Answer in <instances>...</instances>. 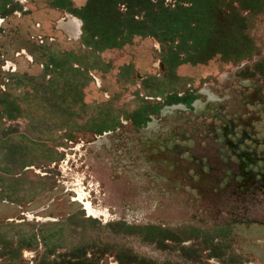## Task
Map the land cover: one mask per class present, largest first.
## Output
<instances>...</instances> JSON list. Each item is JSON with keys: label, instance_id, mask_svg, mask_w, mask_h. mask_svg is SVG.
<instances>
[{"label": "rangeland", "instance_id": "1", "mask_svg": "<svg viewBox=\"0 0 264 264\" xmlns=\"http://www.w3.org/2000/svg\"><path fill=\"white\" fill-rule=\"evenodd\" d=\"M57 1L101 26L79 42L45 5L0 21V261L91 264L72 251L88 240L90 261L264 264V78L225 88L243 55L264 69V0ZM203 85L226 94L216 115L162 113ZM77 180L107 217H86Z\"/></svg>", "mask_w": 264, "mask_h": 264}, {"label": "flooded vegetation", "instance_id": "2", "mask_svg": "<svg viewBox=\"0 0 264 264\" xmlns=\"http://www.w3.org/2000/svg\"><path fill=\"white\" fill-rule=\"evenodd\" d=\"M18 2H20V3L15 4V2L13 0H0V21L5 20V18L8 17V14H11V13L18 14V15H26V14L29 15L30 7H35L36 5H45L47 7H51L52 10L55 9V10H57L56 12H59L60 14L67 13V11L70 13H73V12H71V9H69L68 7L63 5L64 1H62L61 3H58L57 0H18ZM57 15H59V14H57ZM76 17H73V16L68 17V22L63 23L62 26L67 30V32H69L70 35L76 36L78 33V25H79V42H80L82 35H83L82 20L79 19L78 17H77L78 18L77 19ZM1 31H2V28L0 25V32ZM249 58H250L249 56H246L240 62H243L242 64H244L242 66V68L246 65V67H245L246 72L248 71V72H250V74L251 73L252 74L249 76V75H246L248 73L244 74V71H242V73L244 74L243 75V74H241V72H239L240 70H242V68H239V69L236 68L234 70V72H232V74H233L232 77H234V78L231 77L232 79H229L230 82L226 83L225 88H232L234 83L236 82L241 86H238V85H235V86L240 87L241 89H245L244 87H248L247 89L253 88V92H254L255 88L263 86V84H261V83L257 84L255 82V80H257L256 78H258L260 80H262V78H264V69L259 68V69H256L258 72H254L253 69L255 70L256 62L251 63L250 62L251 59H249ZM261 58H262V56L259 57V59H261ZM261 65L264 66V63L262 62ZM240 76H243V77H240ZM216 83H217V80H216ZM246 83H248L249 85L246 86L245 85ZM212 84L214 86V82ZM218 88L223 90V86L220 84L218 85ZM263 88H264V86H263ZM255 92H256V90H255ZM261 92H263V89ZM191 93H192L191 89L189 91H185L183 94L178 96V98L172 104L163 105L164 108H161L162 113H167L171 109L177 108L180 110V113L186 112L189 110L192 113H203V114H206V113H213L214 114L215 113V115H216V113H218L220 111V108H221L223 101L226 99L224 97L226 94H219L217 91L213 90V88H208V86H206V85L205 86L203 85L198 90V93H196V95L191 94ZM255 101H257V100L255 99ZM169 105H173V106L167 109V107ZM221 119L224 122V124H222V128H225V131H227V133L231 134L234 131V129L230 126L225 127V124H227L226 120L224 118H221ZM154 120H155V118L153 119V117H152V121H150L151 124ZM103 137L106 138V136H104V135H103ZM153 140L156 141L155 138H152L150 141H153ZM70 142L72 143L71 140H70ZM104 143H106V142H104ZM233 148H231L232 152L234 151V153L236 155L241 154V153L244 154L245 149L241 150L240 152H238V151L235 152V150ZM252 158H254V157L252 156ZM54 164H56V163H54ZM238 164H240V163H238ZM240 170H242V169H240ZM72 186L74 187V190H76V192L78 194V199L83 201V211H86L88 214V216H86V217H90L91 215L96 217V216H99L101 214L104 215L105 217H107L106 209L96 208L93 206L92 202L86 200L85 193H84V191H83L78 180H77V184H72ZM59 217L56 218V220H53V222H56V223L60 222L61 217L60 218ZM22 220L23 221H20V222H24L25 218ZM128 224H134V223H128ZM39 237H40L39 234H37L36 238H39ZM84 241H86V243H88V240H84ZM57 250H60V249H57ZM72 251L74 252L73 257H79L80 256V254H78L76 250H72ZM86 254L87 253H86V249H85V257L88 258L86 256ZM108 254H110V255H108ZM95 256L96 257H93L91 259V261H90L91 264H93V262H94V264H101V263H99V261L102 262V264H108L109 262L105 261V257H109V258L112 257V260L114 261V263L125 264L124 260H122V263H121L120 259L115 258V255L112 253V251L111 252H104L103 251L102 253H100V251H99V253H97V255H95ZM37 258L38 257H36L34 259V261H36ZM72 258H69V259L72 260Z\"/></svg>", "mask_w": 264, "mask_h": 264}, {"label": "trees", "instance_id": "3", "mask_svg": "<svg viewBox=\"0 0 264 264\" xmlns=\"http://www.w3.org/2000/svg\"><path fill=\"white\" fill-rule=\"evenodd\" d=\"M149 2H152V1H150V0H148ZM158 0H156L155 2H157ZM179 1H181L180 3H178V5H180L181 3H185V1L186 0H179ZM192 1V3L195 5L196 4V2H194V0H188V2H191ZM119 0L117 1H115L114 3L116 4V3H118L119 4ZM155 2H153V3H155ZM94 2H92V0H87V3L86 4H93ZM182 4V6H184ZM232 7L233 5H232V3L231 4H229V1H228V9H230V6ZM226 6V5H225ZM234 9H235V11L237 12V10H238V6L235 4L234 5ZM244 12L245 13H247V7H244ZM84 12V7H82L81 9H79V13L77 12V14H78V16L81 18V20H82V31H83V35L82 36H84V38H85V36L86 35H88V30H95L94 28H99L100 26H101V23H99V20H102L103 19V16H99V15H97V13L95 12V21L96 22H92L90 25H88L87 24V22L85 21V19H84V17H82V11ZM253 10H255V9H253ZM91 13H93V11L91 12ZM90 13V14H91ZM225 13V10H223V11H221V14H224ZM81 14V15H80ZM210 13H208V11H207V15H209ZM232 14H235L236 15V17H239V18H241L238 14H236V13H232ZM201 16V15H200ZM207 17V19H208V21H210V22H212L213 20H211V18H209V16H206ZM227 17L228 16H222L220 19H219V22H218V24H219V27L223 24V25H225V26H227L228 27V29H221V31L223 32V33H225L224 35H226L227 37H232L231 35H232V33L233 32H235L236 34H242V35H244L245 36V31L243 30V29H241L240 28V31H237V26H238V24L240 23V22H238V21H233L231 18H229L228 20H229V22H226V21H224V20H226L227 19ZM198 19H200V18H196V19H194V21L195 20H198ZM242 19V18H241ZM236 23V24H235ZM86 25H87V27H86ZM209 27H211L212 28V26H210L209 25ZM215 27V26H214ZM241 27V26H240ZM243 31H244V33H243ZM208 32V34L209 35H207V36H209V37H213V36H215V35H217V33L219 32V31H216V30H213V31H211L210 29L207 31ZM206 36V37H207ZM91 37H92V41L95 43V37H96V35H94V34H92L91 35ZM202 46H203V50H204V52H202V54H206L207 53V51L209 50V48H212L211 47V44L209 43V42H205V45L204 44H201ZM201 45H198L197 47H200ZM213 48L214 49H216L214 46H213ZM197 50V49H196ZM202 49L200 48V50H198V52L200 53V51H201ZM222 52V51H221ZM228 51H226V48L224 47V54H225V56L228 54L227 53ZM201 54V55H202ZM246 56H248V55H243L240 59H237V60H240L241 61V59H243L244 57H246ZM256 63H258V62H256ZM121 223H123L124 225H126V226H124L125 228H128L130 231H133V234L134 235H137L138 234V232H137V230H141L140 229V227H136L135 226V224H128V223H126V222H121ZM149 226L148 225H145V227L141 230V231H139V232H141L142 234H145V233H150V231H148V230H146L147 228H148ZM150 228V227H149ZM163 231V229L162 228H160V232H162ZM132 234V235H133ZM87 246H89V243H84L81 247H78V248H76V251L78 252V254H80V255H84L85 256V247H87ZM3 250V249H2ZM75 250V249H74ZM2 256H4L3 254H2V252H1V250H0V258L2 257ZM19 257V256H18ZM86 258V257H85ZM86 261L88 262V263H90V260H89V258H86ZM121 262V261H120ZM122 263V262H121ZM0 264H22L21 263V261H17V259H6V260H3V261H0ZM123 264V263H122Z\"/></svg>", "mask_w": 264, "mask_h": 264}]
</instances>
